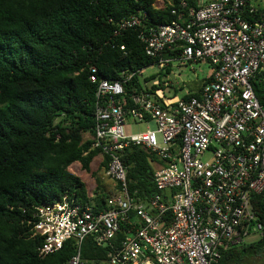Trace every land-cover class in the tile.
Masks as SVG:
<instances>
[{"label":"built area","instance_id":"built-area-1","mask_svg":"<svg viewBox=\"0 0 264 264\" xmlns=\"http://www.w3.org/2000/svg\"><path fill=\"white\" fill-rule=\"evenodd\" d=\"M165 2L172 21L151 23L139 12L113 30L120 35L139 28L156 74L142 76L146 65L107 79L89 68L96 84L90 148L99 150L100 160L108 158L101 167L116 189L101 209L68 194L37 205L32 234L41 238L39 256L73 239L76 252L63 264H87L80 244L92 235L98 246L110 248L106 264H214L247 235H262L252 199L264 192V104L253 81H264V0ZM186 63L208 67L197 96L180 95L185 83L169 77L178 78L173 67ZM136 77L140 82L127 93ZM130 119L156 127L126 135ZM129 145L157 157V192L146 200L128 191L122 157ZM122 226L124 237L115 245Z\"/></svg>","mask_w":264,"mask_h":264},{"label":"trees","instance_id":"trees-1","mask_svg":"<svg viewBox=\"0 0 264 264\" xmlns=\"http://www.w3.org/2000/svg\"><path fill=\"white\" fill-rule=\"evenodd\" d=\"M156 2L0 0V264H63L76 252L70 239L57 252L38 255L41 238L32 234L37 205L68 194L83 205L105 206L109 195L89 196L81 178L69 170L74 162L89 168L99 154L83 139L92 133L96 102L89 68L95 66L98 77L115 79L121 69L151 64L139 28L120 35L113 30L121 18L139 12H146L151 23L172 21V6ZM139 82V77L129 81L127 93ZM199 87L184 96H197ZM253 87L264 104V81L257 78ZM153 161L157 157L146 147L124 148L122 162L133 198L146 200L157 192ZM107 162L102 156L99 165ZM252 202L262 235L223 250L214 264H243L264 252V192ZM125 229L114 237L115 245ZM109 251L92 235L80 244L87 264H106Z\"/></svg>","mask_w":264,"mask_h":264},{"label":"rangeland","instance_id":"rangeland-1","mask_svg":"<svg viewBox=\"0 0 264 264\" xmlns=\"http://www.w3.org/2000/svg\"><path fill=\"white\" fill-rule=\"evenodd\" d=\"M156 5H163L162 0H157ZM181 65L182 66L179 68L173 67L174 73L176 75L179 74L178 78L175 77L173 73H169V77L172 82L182 80L185 83L179 91L180 95L188 93L194 88V86L200 84L201 80L208 72V67L200 63H186ZM157 72L158 68L152 64L143 68L141 75L148 76L156 74ZM155 127L156 126L153 121H150L149 123H141L130 119L124 125L123 131L124 134L130 135L143 132L148 128L155 129ZM90 136V133H84L83 139H89ZM99 160L100 157H96L87 169L83 168L79 162H74L69 167V170L79 176L84 182L89 196H93L94 194L102 191L109 195L115 189L114 180L107 176L104 169L99 165ZM258 237L259 235L257 233H251L244 238V244L256 241ZM243 264H264V252L244 260Z\"/></svg>","mask_w":264,"mask_h":264},{"label":"crops","instance_id":"crops-1","mask_svg":"<svg viewBox=\"0 0 264 264\" xmlns=\"http://www.w3.org/2000/svg\"><path fill=\"white\" fill-rule=\"evenodd\" d=\"M96 157H99V156H96ZM96 157H95V158H96Z\"/></svg>","mask_w":264,"mask_h":264}]
</instances>
